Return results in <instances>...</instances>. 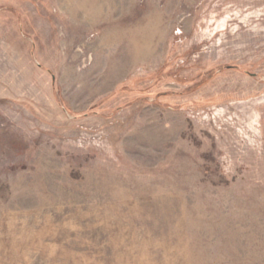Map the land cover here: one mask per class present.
Returning <instances> with one entry per match:
<instances>
[{
    "label": "rangeland",
    "instance_id": "374dc122",
    "mask_svg": "<svg viewBox=\"0 0 264 264\" xmlns=\"http://www.w3.org/2000/svg\"><path fill=\"white\" fill-rule=\"evenodd\" d=\"M0 264H264V0H0Z\"/></svg>",
    "mask_w": 264,
    "mask_h": 264
}]
</instances>
